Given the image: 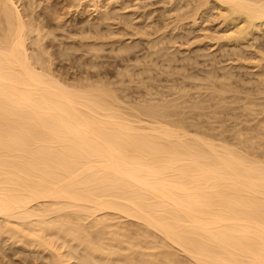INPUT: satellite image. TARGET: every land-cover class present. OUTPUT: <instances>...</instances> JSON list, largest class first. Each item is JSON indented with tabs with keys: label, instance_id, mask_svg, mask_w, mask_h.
Segmentation results:
<instances>
[{
	"label": "bare ground",
	"instance_id": "1",
	"mask_svg": "<svg viewBox=\"0 0 264 264\" xmlns=\"http://www.w3.org/2000/svg\"><path fill=\"white\" fill-rule=\"evenodd\" d=\"M58 1L0 0V257L5 238L42 264H264V0L160 1L162 28L155 10L135 16L142 0ZM193 31L210 65L196 108L241 112L233 149L187 132L177 99L130 104L131 121L112 83L69 85L51 68L54 46L57 60L94 59Z\"/></svg>",
	"mask_w": 264,
	"mask_h": 264
},
{
	"label": "rangeland",
	"instance_id": "2",
	"mask_svg": "<svg viewBox=\"0 0 264 264\" xmlns=\"http://www.w3.org/2000/svg\"><path fill=\"white\" fill-rule=\"evenodd\" d=\"M160 1H163L164 3H166L167 0L166 1L165 0H145V1L142 0V1H140V3H139V1H137L135 3V7L138 4L137 8L136 9L133 8L136 11L135 16L140 17L145 12L148 13V11L151 12V11L155 10L154 12H151V14H150V17H149L150 21H152V23H153L152 26L156 25V26H154L155 28H157V26H160L162 28L163 23L165 24L166 21L169 22V20H166L164 22V21H162V19L160 20V17H159L160 14L158 16V11H160L162 9L163 4H164ZM58 2H60V0ZM133 7H134V5H133ZM138 7H139V9H138ZM142 7H144V8H142ZM74 17L77 18V16L75 14H74ZM84 17H86V15H84L83 18ZM69 19L71 20L72 17H70ZM154 22H155V24H154ZM160 27H158V28H160ZM161 28H160V31L162 30ZM123 31L126 32L127 30H123ZM129 31H127L126 33L129 34ZM58 33H59L58 35H60V34L62 35V33H60V32H58ZM158 34H160V32ZM130 35H131V33H130ZM190 35L188 36L189 39H187V41L181 40L182 42L180 43V45H179L180 41H176L175 42L176 45L174 43H173L174 45L173 44L172 45L166 44L165 46L162 45L163 48H161L160 46L156 47L158 49L150 48V46L148 48V44H146L145 38L142 37L141 35L140 36L138 35V38H137V36H135V39L133 38L134 37L133 36L132 38L135 40L134 41L135 45L133 46L131 53H128V54L124 53L123 54L121 52L122 55L120 53L117 54V52H116L117 50L116 51L115 50L109 51V49H111V48L116 49V47H118V44H117V46L115 45L114 48L113 47L110 48L109 45H107V46L103 47L104 50L101 51V53L99 52L100 54L97 53L99 56V57L98 56L97 57L101 58L100 60H98L97 57L93 59V57H95V56L90 58V56H92V54L90 53L91 55L88 56V55H85L83 51L82 52L77 51L76 53L74 52V54L72 53L74 55V56L72 55L73 58H72V56L70 57L67 55L68 58H66L64 56H59V57H63L65 60L63 58H62L63 59L62 61H61V59L57 60V55H54V52H56V47L54 46L53 48H51L52 50L49 49L50 53L51 54L53 53V56H54V57L52 56L54 58L53 60H55V63L52 62L53 66L51 68L53 70V73L56 72V73H54V75L60 73V74H58V76H61L63 79H65L64 82L65 83L67 82L69 85H71V82L74 85L76 82H78L77 85H81L80 84L81 82H82V85H84L85 82L87 84H89L91 82V80H92V82H98V81L101 82L102 80H105V83H107V82L109 84L112 83L113 85L112 84L111 85L108 84V85L111 88H113V89H111V91H113V90H114V92L117 91V94L115 93L116 94L115 96L118 98L117 100L119 101V104L120 105L124 104L121 106H123L122 107L123 109L124 108L127 109L126 113H129V114L131 113L133 115L132 117L135 116L134 118H132V117L129 118L131 121L138 120V117L136 116V114L134 115V111H132L134 107H137V105L138 106H140L142 104L144 105V103L150 102V101L161 103V101L167 102V101H173V100L177 99L175 102L177 104H179L180 108H182L181 118L183 117V119H184L183 123H186V124H184V125H186V127L184 125L183 126L186 128V129L185 128L184 129L187 132L194 134L200 138H204V139H208V140L210 139L211 142L214 144H218L221 146H227V147L233 149V148H235V146L233 145L234 143L231 140L230 135H232L231 134L232 131L234 132V130L242 127V126L235 125V123L242 118L241 116H239L241 114V112L239 110H237L238 113L235 111L236 114L240 117V118L238 117V120H236V118H237V116H235L236 114L233 115L236 117V118H234L233 116H231V114H230L231 112L222 113V114H219L216 116L215 112L217 110L215 107H213V104L210 103L209 101L205 102V103L203 102L204 104L201 105L202 106L201 109H199L200 106L199 107L197 106V108H196V100H198L197 98L200 96V94L201 95L205 94V90H199V88L196 85L201 80V78L203 77V74H204L203 70H207L208 68H210L209 67L210 65L208 64L209 63L208 61H206L202 58H199V57L196 58V45H195L196 44V32L193 31ZM123 38H128V35L126 37H123ZM132 38H130V39H132ZM184 42H186V43H184ZM64 43H66V40ZM67 43L69 44V42H67ZM136 47H137V49H135ZM146 47L149 49L148 51H147ZM153 49L156 52H157V50H160V49H161V51H159L156 54V52ZM164 49H165V51H164ZM135 51H137V52H135ZM174 51H176V54H172ZM104 52H106V53H104ZM111 52H113V54H114V52H116V53L113 55V54H111ZM81 53H83L85 56ZM102 53L104 55H102ZM143 53H145V54H143ZM153 53L156 55H154ZM170 53L172 54V56L174 55L173 56L175 58L174 60L171 59ZM205 53H208V51ZM87 54H89V53L87 52ZM105 54H107V55H105ZM116 54L119 55V57L120 56L121 57L119 58ZM146 54H147V56L149 55L148 56L149 58L146 56ZM69 55H71V54H69ZM100 55H101V57H100ZM133 55H135L136 57L135 56L133 57ZM152 55H153V57H151ZM167 55H169L168 58H166ZM86 56H87V58H86ZM141 56H144L143 57L144 59L141 58ZM161 56L163 58H161ZM78 57H80V58H78ZM145 57H147V58H145ZM150 58H151V60H150ZM153 58L157 61V63L154 62L155 60ZM169 58L171 59V61H168ZM72 59H73V61H71ZM133 59L134 60L137 59L139 64L138 63L135 64V61ZM145 59L147 62H145ZM186 59H188V61ZM206 59H208V58H206ZM119 60L120 61L122 60V61L120 62ZM123 60L125 61V63ZM79 61H80V63H79ZM141 61H143V62H141ZM164 61H166V63H164ZM89 62H93V64H94V66H92L93 68L92 67L90 68L92 63H89ZM147 63H151V64L154 63V64H153V66L149 64L150 65L149 66ZM102 64L103 65L105 64V65L103 66ZM158 64H160L159 67H158ZM100 65L102 67H100ZM144 65H145V68H144ZM96 67H99V68H96ZM128 67L131 70H128L127 69ZM140 67H141V70H140ZM146 67H148V68H146ZM53 68L55 69V71ZM142 68H144L145 70ZM122 69H125V73H126L125 75H123L124 70H122ZM126 69H127V71H126ZM143 71L145 72V74L142 73ZM146 71H147V73H146ZM118 73H119V75H118ZM137 73H138V75H137ZM95 74L97 76H95ZM132 74H133V76H132ZM115 75H118L117 76L118 78ZM85 76L87 77L88 81L86 80ZM140 76H142V77H140ZM120 77H121V79H120ZM80 78H81V82L79 81ZM98 78H99V80H98ZM94 79H96V80H94ZM59 80H62V79L59 78ZM89 80H90V82H89ZM139 81H141V82H139ZM92 84H94V83H92ZM180 93H181V95H180ZM196 94H198L199 96ZM178 96L181 98L178 99L179 98ZM184 99H186V100H184ZM182 103H184V104H182ZM127 104L129 106H127ZM130 104L134 107L132 108V106H130ZM234 113L232 111V114H234ZM139 118H142V117L139 116ZM217 119H218V121H217ZM230 121H231V123H230ZM220 131H222V132L225 131L224 132L225 140H218L217 137L215 138L212 135L215 133L218 134ZM206 135H209V136H206ZM210 135H212V136H210ZM256 160L259 162H264V160H261V159H256ZM134 224L135 223H130V222H127V223L124 222V224L122 223V225L126 229L128 235L131 236L132 238L135 237V234L140 227L139 225H137V224L134 225ZM3 239L4 240H3V244H2V249H3L2 253L5 257H0V258L6 264H42L43 261L39 257L40 255H35V254L31 255V254H29V253L27 254L25 252H24L25 254H23L21 252V249H22L21 247H18L16 245H11L10 241L6 240L5 238H3ZM178 259L181 262V264L186 263V259L183 258V256L178 255ZM76 260L72 259V261H76Z\"/></svg>",
	"mask_w": 264,
	"mask_h": 264
}]
</instances>
